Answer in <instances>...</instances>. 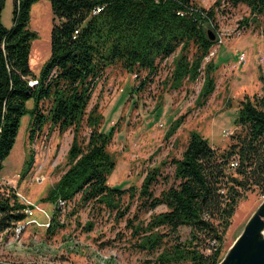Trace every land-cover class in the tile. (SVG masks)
Returning a JSON list of instances; mask_svg holds the SVG:
<instances>
[{
  "label": "trees",
  "instance_id": "16d2710c",
  "mask_svg": "<svg viewBox=\"0 0 264 264\" xmlns=\"http://www.w3.org/2000/svg\"><path fill=\"white\" fill-rule=\"evenodd\" d=\"M38 1L14 0L12 25L7 29L1 23L4 0H0V172L24 116H30V139L46 125L61 132L72 129L68 169L41 199L53 206L50 234L62 227L60 202L66 205L79 195L82 205H97L123 217L122 196L137 195L146 211L166 208L152 216L141 232L134 228L141 250L162 249L157 257L160 264H218L219 246L239 200L253 190L264 196V94L240 103L234 120L239 130L226 149L213 148L201 135L191 133L181 158L171 161L174 184L158 196L152 191L158 169L147 173L138 192L134 187L120 190L107 185L115 167L107 151L114 128L98 131L101 116L95 110L85 118L95 80L112 66L120 65L136 77L141 71L154 74L159 62L179 51L171 77L181 81L191 63L196 77L215 44L206 30L213 28L214 10L199 8L193 0H46L53 15L50 55L35 75L29 60L36 33L28 25L31 7ZM231 4L246 6L264 24V0H231ZM190 47L196 53L192 62L187 58ZM212 87L207 78L202 96L207 97ZM30 100L33 107L28 110ZM46 101L50 106L43 112ZM84 125L90 130L87 139L79 133ZM31 161L25 163V170ZM232 161L237 167L231 168ZM27 208L33 207L0 184V235L26 222ZM182 227L190 229L189 240L181 241ZM166 237L172 240L169 246Z\"/></svg>",
  "mask_w": 264,
  "mask_h": 264
},
{
  "label": "rangeland",
  "instance_id": "374dc122",
  "mask_svg": "<svg viewBox=\"0 0 264 264\" xmlns=\"http://www.w3.org/2000/svg\"><path fill=\"white\" fill-rule=\"evenodd\" d=\"M13 1L4 0L1 12V23L7 29L12 25ZM193 1L199 8L214 10L213 28L206 30L215 44L201 61L196 77L191 73L192 63L181 81L171 77L173 60L179 55L176 51L158 63L154 74L141 71L136 77L115 65L95 80L85 118L95 110L101 116L98 131L107 133L114 128L107 148L115 164L107 179L111 188L134 187L138 192L147 173L158 169L160 176L152 187L158 196L174 184L171 161L181 158L191 133L201 135L213 148L226 149L239 130L234 120L240 103L246 97L264 94L262 18H253L244 5L233 7L231 0ZM52 19L48 1L32 5L28 29L36 33V39L31 43L29 63L35 75L50 55ZM195 54V48L190 47L188 60L192 62ZM241 55L244 62L239 59ZM207 78L213 87L204 97ZM49 106L46 101L43 112ZM32 107L30 100L26 108ZM29 119L26 115L21 120L15 144L3 162L0 184L12 188L20 202L33 207L34 214L19 234L15 228L0 235V263L160 264L157 257L162 249L155 253L141 250L134 228L141 232L152 216L166 208L146 211L137 195L122 196L123 217L97 205H82L77 195L61 207L58 220L62 227L53 234L48 232L53 206L41 199L68 169L73 132L46 125L30 139ZM89 131L82 126L81 138L87 139ZM30 158L31 165L25 170ZM263 199L261 192L253 190L239 200L219 246L221 260ZM260 219L264 222L263 217ZM179 235L181 241L189 240L190 229L180 228ZM170 241L166 237V246Z\"/></svg>",
  "mask_w": 264,
  "mask_h": 264
},
{
  "label": "water",
  "instance_id": "95a60500",
  "mask_svg": "<svg viewBox=\"0 0 264 264\" xmlns=\"http://www.w3.org/2000/svg\"><path fill=\"white\" fill-rule=\"evenodd\" d=\"M207 34L212 41V34ZM260 217L264 218V199L219 264H264V222Z\"/></svg>",
  "mask_w": 264,
  "mask_h": 264
},
{
  "label": "built area",
  "instance_id": "2783aa9c",
  "mask_svg": "<svg viewBox=\"0 0 264 264\" xmlns=\"http://www.w3.org/2000/svg\"><path fill=\"white\" fill-rule=\"evenodd\" d=\"M99 12V9H97L96 13ZM240 61L244 62V56L241 55L239 57ZM231 168H235L237 167V162L236 161H232V163L230 164ZM64 203L63 202H60V206H63ZM25 214L27 215V218L30 219L33 214H34V211H33V208H27L25 210ZM48 225V224H47ZM27 226V223L26 222H21L19 224H17L16 226V232L17 234H19L21 231H23L25 229V227Z\"/></svg>",
  "mask_w": 264,
  "mask_h": 264
}]
</instances>
